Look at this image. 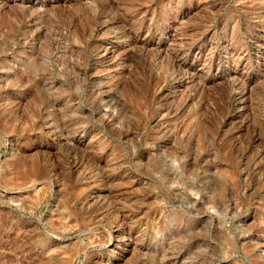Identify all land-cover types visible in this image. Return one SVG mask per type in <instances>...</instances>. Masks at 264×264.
I'll list each match as a JSON object with an SVG mask.
<instances>
[{
    "label": "rangeland",
    "instance_id": "rangeland-1",
    "mask_svg": "<svg viewBox=\"0 0 264 264\" xmlns=\"http://www.w3.org/2000/svg\"><path fill=\"white\" fill-rule=\"evenodd\" d=\"M0 264H264V0H0Z\"/></svg>",
    "mask_w": 264,
    "mask_h": 264
}]
</instances>
